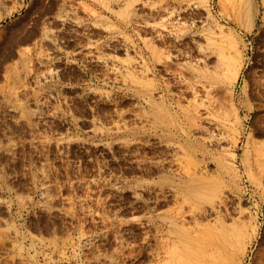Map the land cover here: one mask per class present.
Here are the masks:
<instances>
[{
	"label": "rangeland",
	"instance_id": "374dc122",
	"mask_svg": "<svg viewBox=\"0 0 264 264\" xmlns=\"http://www.w3.org/2000/svg\"><path fill=\"white\" fill-rule=\"evenodd\" d=\"M263 91L264 0H0V264H264Z\"/></svg>",
	"mask_w": 264,
	"mask_h": 264
},
{
	"label": "bare ground",
	"instance_id": "6f19581e",
	"mask_svg": "<svg viewBox=\"0 0 264 264\" xmlns=\"http://www.w3.org/2000/svg\"><path fill=\"white\" fill-rule=\"evenodd\" d=\"M254 24V23H253ZM224 56H223V59H225V61L222 63L223 64V67L227 70V71H229L231 74H232V77H233V79H236L237 78V72H238V70H239V67H240V64H239V59L237 58V57H235V56H227V55H230V54H228L227 53V51H225L224 53H222ZM221 64V65H222ZM228 73V72H227ZM256 84H259L258 82L256 83ZM255 84V85H256ZM263 85V84H262ZM248 86V85H247ZM261 87V86H260ZM255 89V88H254ZM262 89V88H261ZM260 90V89H259ZM263 90V89H262ZM261 90V91H262ZM258 92H260V91H258ZM264 92V91H263ZM259 94V93H258ZM263 94V93H262ZM260 97H262V95L260 94L259 95ZM258 96V97H259ZM262 98H264V95H263V97ZM264 104V103H263ZM259 106H261V104H259ZM240 107H243V106H240ZM244 108V107H243ZM263 109H261V107H260V109L259 108H256L254 105H252L251 106V109H252V111H249L248 112V114L250 113V114H253L254 116H256L255 117V120H254V122H255V128H257V129H259L261 126L264 128V107H262ZM239 111L237 110V108H235V114H234V116H236V118H238L239 119ZM224 118V119H223ZM229 118V121H230V117L228 116V114L226 113L223 117H221V119H220V123H221V125H222V127L223 128H225V127H230V125L228 124V122L226 121L225 122V119H228ZM236 120V119H235ZM237 122V121H236ZM235 126V125H234ZM256 143H259V142H256ZM255 143V144H256ZM258 145V144H257ZM256 145V146H257ZM257 148V147H256ZM257 151H258V154H259V160L261 161V156H263L264 155V143H262V144H260V145H258V148L256 149ZM262 161H264L263 159H262ZM260 163H262V165H263V163L264 162H260ZM248 165V164H247ZM195 167V166H194ZM197 167V166H196ZM195 167V168H196ZM190 169H191V167H189ZM188 168V169H189ZM194 168V169H195ZM247 168V167H246ZM197 170V169H196ZM195 170V171H196ZM187 171V170H186ZM185 173V172H184ZM190 173H192V172H190ZM189 172H188V174H190ZM236 174H238V173H236ZM187 176V175H186ZM188 177V176H187ZM240 246H241V244H240ZM239 246V247H240ZM242 247V246H241ZM242 249V248H241Z\"/></svg>",
	"mask_w": 264,
	"mask_h": 264
}]
</instances>
